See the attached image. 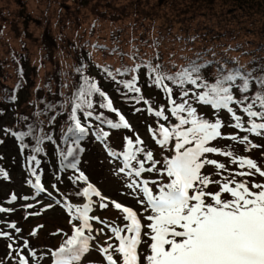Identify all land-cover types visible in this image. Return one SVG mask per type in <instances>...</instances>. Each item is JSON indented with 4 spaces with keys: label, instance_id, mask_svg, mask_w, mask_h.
I'll use <instances>...</instances> for the list:
<instances>
[{
    "label": "snow or ice",
    "instance_id": "6c2138e0",
    "mask_svg": "<svg viewBox=\"0 0 264 264\" xmlns=\"http://www.w3.org/2000/svg\"><path fill=\"white\" fill-rule=\"evenodd\" d=\"M202 55L197 53L195 59H189L175 72L159 62L158 54L115 71L93 65L99 79L85 75L88 68L81 61L74 69L78 75L75 92L66 102L69 126L66 132L61 131L59 141L51 129L37 135L35 124H27L21 131L3 129L5 135L11 134L19 142L21 152L29 148L27 138L34 141L35 146L25 157L26 164H41L36 154L42 151L44 139L57 145L53 156L59 159V166L53 164L51 191L42 186L36 168L27 167L29 176L35 177L34 181L27 180L35 195L20 197L36 201L21 205L34 209L29 213L32 216H41V209L47 211L54 206L67 212L68 231L61 233L65 238L59 247L47 250L48 264H82V257L92 250L103 258L99 264H264V164L242 154L254 149L264 153V145L250 138H264V68L247 69L238 62L229 67L227 62L203 60ZM130 58L139 59L135 54ZM210 67L215 70L206 75ZM141 71L144 87L161 93L159 101L143 96ZM253 81L258 85L255 91ZM105 85L113 86L111 90L124 101L148 106L133 110H143L156 118L146 127L152 144L135 134L125 115L114 107ZM201 106H209L211 111L202 115L198 111ZM105 109L118 120L114 122L99 111ZM48 110L54 128L57 108L49 103ZM105 126L109 131L104 130ZM121 129L133 136H124L123 151L115 152L107 141L111 130ZM89 137L104 144L107 157L122 156L123 166L113 167V172L122 181L124 191L119 195L130 197L134 205L105 196L81 170V154L85 151L81 142ZM220 141L229 143L221 145ZM237 148L241 154H237ZM215 156L226 160L218 162ZM228 164L238 167L233 171ZM222 173L226 175L221 178ZM0 174L8 178L3 169ZM257 176L260 181L255 179ZM65 179L75 186V195L87 203H69L59 187ZM45 192L47 203L37 207L38 197ZM17 199L13 194L7 203ZM109 207L119 213L123 226L90 215L94 208ZM14 210L0 206V214ZM93 221L102 227L94 228ZM0 224L10 230L0 229V238L8 241V252L0 264L5 260L12 264H43L44 256L32 249L15 222L0 220ZM36 234L29 231L28 236Z\"/></svg>",
    "mask_w": 264,
    "mask_h": 264
},
{
    "label": "trees",
    "instance_id": "16d2710c",
    "mask_svg": "<svg viewBox=\"0 0 264 264\" xmlns=\"http://www.w3.org/2000/svg\"><path fill=\"white\" fill-rule=\"evenodd\" d=\"M29 1L0 0V115L11 109L13 121L6 128L13 131L35 124L37 135L51 129L59 141L61 131L69 126L66 102L75 92L78 75L74 69L81 61L88 68L85 75L95 79L99 77L93 65L115 71L157 54L170 72L195 59L197 53L203 54V60L227 62L229 67L238 62L247 69L264 68V0H32L31 7L35 2L39 9L28 11ZM33 29H40L37 36ZM17 36H23L18 37L19 47L13 43ZM25 38L39 40L35 58ZM134 54L139 58L136 61L130 58ZM214 70L207 68L205 74ZM139 86L145 98L161 99L159 91L144 87L143 71ZM112 87L105 89L128 113L147 106L124 101ZM257 87L253 81V91ZM49 103L57 108L54 128L48 119L52 114ZM99 111L118 120L106 109ZM143 117L156 119L149 113ZM104 130L109 131L106 126ZM124 136L133 134L111 130L109 147L120 152ZM25 143L29 145L22 152L26 157L35 143L31 138ZM56 146L44 139L36 156L49 162L56 158ZM59 187L68 200H79L75 186L66 179Z\"/></svg>",
    "mask_w": 264,
    "mask_h": 264
},
{
    "label": "rangeland",
    "instance_id": "374dc122",
    "mask_svg": "<svg viewBox=\"0 0 264 264\" xmlns=\"http://www.w3.org/2000/svg\"><path fill=\"white\" fill-rule=\"evenodd\" d=\"M31 3H33L32 0L27 2V10L30 11L31 8H34L37 11L39 9L37 4L34 2L35 6L31 7ZM218 9L219 7H215L214 10ZM34 30L35 29H33V31ZM39 31L40 29H36L34 35L37 36V33H39ZM18 37L21 38L23 36H17V39H13L14 45L17 44L16 46H18L19 42ZM24 40L29 45L32 58H35V55H33V53L37 51L39 40L36 41L28 38H25ZM222 116L227 119L226 115L222 114ZM140 119L138 116L128 115L129 123L136 130L135 134H138L142 140H145L146 143L152 144V142L149 140L151 134L146 132V120L143 117H141ZM10 122V111L7 110V112L3 116H0V136L2 135L4 126H7L8 124H10ZM0 139L2 141V143H0V157H3V159H0V161H4L2 162V164L5 165L3 166L0 164V169H3L8 173L7 179L2 174H0V206L15 209L11 213L0 214V220L15 222L17 226L22 229L23 236L29 239V243L32 249L35 250L36 247L40 251H42L44 256L43 264H48V248H53V246L55 245L59 246L62 240L64 239V236L61 233L68 231L69 226L68 223L65 222L67 214L62 208L54 206L52 209H48L47 211L41 209L42 215L37 217L29 215L30 212L34 211V209H26L21 207V205L25 203H36V201L31 199L28 201L20 199V197L23 196L31 197L35 195V192L32 190L31 186L27 184V171L24 169V160L18 150V145L15 138H13L12 136L9 137L8 135H5ZM255 139L256 141L254 143L264 145V138L256 137ZM219 143L221 145H225L229 142L220 141ZM100 144L101 143H96L94 145H91L90 149H88L87 152L84 153V155L81 157V169L87 173V175L90 177V181L94 182L98 190L102 191V194H104L105 196H111L115 198L118 202H122L128 205H134V201H132L130 197L119 195V193L124 191V189L122 187L121 179L115 176L113 172V167L118 168L121 167L122 164H119L118 161H110L105 154L104 148ZM233 147L235 148V145H233ZM236 151L237 154H241L239 148H237ZM242 154L251 156L252 158L256 159L258 163L264 164V153H262L260 149H254L250 153ZM214 158H216L217 161L221 163L225 162L226 160V158L224 157L215 156ZM31 167H35L37 173L42 175L45 189L51 191L50 181L52 178L51 171L48 166L45 163L41 162V164L37 167L33 162ZM227 167L230 170L234 171L238 166L228 164ZM210 168L211 166H209V170ZM224 175H226V173H222L221 178ZM145 177H148V174H146ZM255 179L257 181L261 180V178H259L258 176ZM13 194L17 195V201L11 204L7 203V201L10 200L11 195ZM46 196V192L40 194V196L38 197L40 203L37 204V207H40V204L47 203ZM96 210L98 209L94 208L93 212ZM102 215H105L107 219L110 218V220L115 222L116 225L122 223V218L120 217L119 213L112 207H109L108 209H103ZM99 217H101V215H99ZM40 225H43V227H40ZM93 227H102V225H97L93 221ZM0 229L10 231L9 229L4 228L3 224H0ZM29 231H36L37 234L35 236L29 237ZM7 243L8 241L6 239L0 238V260L4 259L8 252V249L6 247ZM100 261H102V257L100 256V254L95 250H92L82 259V264H85V262H87V264H99ZM7 262L9 263L10 261Z\"/></svg>",
    "mask_w": 264,
    "mask_h": 264
}]
</instances>
